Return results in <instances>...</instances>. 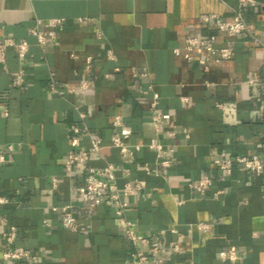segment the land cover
Here are the masks:
<instances>
[{
    "label": "crops",
    "instance_id": "0c3cea01",
    "mask_svg": "<svg viewBox=\"0 0 264 264\" xmlns=\"http://www.w3.org/2000/svg\"><path fill=\"white\" fill-rule=\"evenodd\" d=\"M239 1L0 0V36L29 44L24 57L0 50V150L14 146L0 164V264H133L146 246L125 234L109 196L89 210L77 191L89 168L109 164L120 188L146 181L125 216L137 232L166 241L163 264H264V170L238 161L264 156V0L246 7L250 31L239 36L203 22L230 20ZM54 18L65 21L40 44L32 29L49 31ZM211 35L231 47V59L206 69L176 52L189 36ZM85 150L90 159L69 171L68 156ZM219 159L231 160L230 172ZM203 176L212 179L205 193L194 187ZM65 205L76 231L54 210ZM12 227L14 246L33 259L5 257Z\"/></svg>",
    "mask_w": 264,
    "mask_h": 264
},
{
    "label": "built area",
    "instance_id": "2783aa9c",
    "mask_svg": "<svg viewBox=\"0 0 264 264\" xmlns=\"http://www.w3.org/2000/svg\"><path fill=\"white\" fill-rule=\"evenodd\" d=\"M249 5H256V0H240L239 7L235 11V15L230 20H224L217 15L204 16L203 22L209 24L213 22L216 29L220 33H224L227 38H233L250 31V25L245 17V9ZM65 20L63 18H54L47 21L46 31L41 28L40 25H36L32 29V34L38 39L40 44H45L47 40V34L52 37L56 36L54 28L61 26ZM81 23H89V18H80ZM40 23V22H39ZM257 42L262 43L259 38L255 39ZM7 47H15L19 56L24 57L28 51V42L16 43L12 39H3L0 36V50L4 51ZM177 53H182L189 62H198L200 65L208 68V63L211 60L223 61L229 60L233 56V50L229 45H219L217 42V36H189L185 40V44L182 48L176 49ZM92 58L88 59V67H91ZM24 82V74L21 72L15 79L17 85H22ZM264 83V79H263ZM157 102L153 103L156 106ZM154 121L158 128H161L164 123V118L160 114L154 115ZM72 130L75 134L80 132V128L73 126ZM78 140V139H77ZM115 144L120 145V139L115 138ZM93 150L98 151L100 144L98 140L93 143ZM152 148H157L162 155L170 156L172 150H165L161 145H152ZM14 150L13 145H8L6 150H0V164L7 162V153ZM90 151L85 150L79 153H72L68 156L65 164L69 171L73 170L74 166L83 164L90 159ZM238 161L242 167L246 170H251L257 174H261L264 170V156H242L238 158ZM216 163L223 170L231 171L230 159H219ZM165 166L171 164L169 159L163 161ZM146 172L151 173V168L146 167ZM58 179L55 180V185ZM212 185V179L209 176H203L194 185V187L201 193H205L206 190ZM146 187V181L143 179H137L135 182L127 181L125 185L120 188L117 184V177L115 167L113 164H109L103 168H89L88 178L84 185L77 188L82 205L89 210L97 208L103 201L106 195L109 196L113 204L117 208V213L120 216V224L123 226L125 234L136 246H146V249H137L132 254L133 264H163V258L161 257V250L166 241L163 240L160 234H154L151 236L141 234L135 229L133 221L129 220L125 216L126 210L131 206L130 199L136 196L140 190ZM7 200L0 198V203H4ZM72 205H65L62 207H55L54 210L61 211L63 214V225L70 230H77L79 224L77 217L75 216ZM6 241L9 246H12L5 253L7 259L18 261L21 259H33L35 255L20 246H14L17 239V228L12 227L6 234ZM174 250L179 249L177 242L172 243ZM225 257H229L232 260L237 258L234 252L224 253Z\"/></svg>",
    "mask_w": 264,
    "mask_h": 264
}]
</instances>
